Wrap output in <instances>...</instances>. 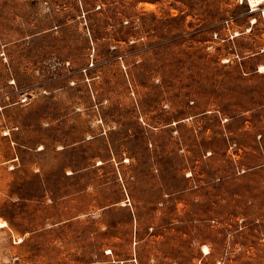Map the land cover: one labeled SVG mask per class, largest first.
<instances>
[{
  "label": "rangeland",
  "instance_id": "obj_1",
  "mask_svg": "<svg viewBox=\"0 0 264 264\" xmlns=\"http://www.w3.org/2000/svg\"><path fill=\"white\" fill-rule=\"evenodd\" d=\"M263 9L0 0V264H264Z\"/></svg>",
  "mask_w": 264,
  "mask_h": 264
},
{
  "label": "bare ground",
  "instance_id": "obj_2",
  "mask_svg": "<svg viewBox=\"0 0 264 264\" xmlns=\"http://www.w3.org/2000/svg\"><path fill=\"white\" fill-rule=\"evenodd\" d=\"M248 1L251 5H254V6L260 4L261 2H264V0H248ZM263 11H264V9H263ZM203 249H204V251H207L208 247L206 245H203Z\"/></svg>",
  "mask_w": 264,
  "mask_h": 264
},
{
  "label": "built area",
  "instance_id": "obj_3",
  "mask_svg": "<svg viewBox=\"0 0 264 264\" xmlns=\"http://www.w3.org/2000/svg\"><path fill=\"white\" fill-rule=\"evenodd\" d=\"M262 15L264 16V11L262 12Z\"/></svg>",
  "mask_w": 264,
  "mask_h": 264
}]
</instances>
